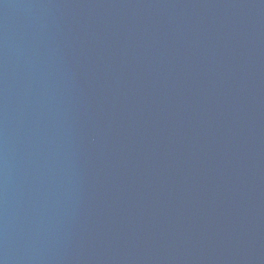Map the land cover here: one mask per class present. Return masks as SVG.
<instances>
[{
  "label": "water",
  "instance_id": "water-1",
  "mask_svg": "<svg viewBox=\"0 0 264 264\" xmlns=\"http://www.w3.org/2000/svg\"><path fill=\"white\" fill-rule=\"evenodd\" d=\"M0 264H264V0H0Z\"/></svg>",
  "mask_w": 264,
  "mask_h": 264
}]
</instances>
